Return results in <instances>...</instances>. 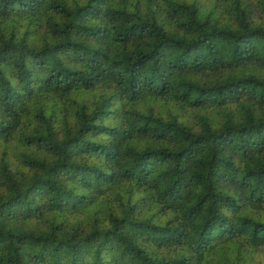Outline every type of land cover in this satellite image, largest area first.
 Masks as SVG:
<instances>
[{"label":"trees","instance_id":"1","mask_svg":"<svg viewBox=\"0 0 264 264\" xmlns=\"http://www.w3.org/2000/svg\"><path fill=\"white\" fill-rule=\"evenodd\" d=\"M0 264H264V0H0Z\"/></svg>","mask_w":264,"mask_h":264}]
</instances>
